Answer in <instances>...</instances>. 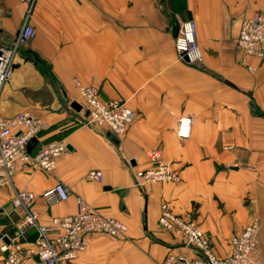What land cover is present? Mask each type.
<instances>
[{
  "label": "crops",
  "instance_id": "1",
  "mask_svg": "<svg viewBox=\"0 0 264 264\" xmlns=\"http://www.w3.org/2000/svg\"><path fill=\"white\" fill-rule=\"evenodd\" d=\"M26 7L0 0V41L19 33ZM264 13V0H37L29 24L34 37L20 45L0 93V115L29 111L47 129L28 144L35 154L63 141L51 174L17 164L12 185L0 188V247L22 222L15 191L32 192L38 221L75 214L78 200L127 226L125 237L92 235L86 250L60 264H161L168 256L190 260L174 232L158 227L160 206L199 226L213 253L227 257L230 239L255 220L257 246L249 264H264V63L242 55L235 39L243 19ZM196 25L200 65L174 49L177 27ZM79 86H93L104 101H121L136 113L117 144L83 125ZM75 102L80 111L71 108ZM180 117L192 118L190 137L176 136ZM158 149L178 181L134 185ZM99 171L102 180L87 179ZM63 183L69 197L47 205L41 193ZM26 239L36 238L33 229ZM32 249V245L26 246ZM5 254L0 250V264ZM22 264H38L33 256Z\"/></svg>",
  "mask_w": 264,
  "mask_h": 264
},
{
  "label": "built area",
  "instance_id": "2",
  "mask_svg": "<svg viewBox=\"0 0 264 264\" xmlns=\"http://www.w3.org/2000/svg\"><path fill=\"white\" fill-rule=\"evenodd\" d=\"M25 5L24 23L9 43L0 41V93L12 73L14 59L21 44L34 37V29L28 20L37 0H18ZM235 46L245 57L251 56L264 63V13L258 12L242 20ZM174 49L180 59L189 65H200L203 54L196 39V25L188 20L181 23L174 37ZM87 115L83 125L105 141L110 133L120 137L127 133L136 118V113L121 101H104L97 88L79 86ZM192 118L180 117L177 121L176 136L186 140L190 137ZM47 129L46 123L32 112L25 111L13 117L0 115V188L11 186L17 164L26 165L45 174H51L57 159L65 152L63 141L49 142L35 154L28 151V144ZM112 143V142H111ZM150 167L132 174L134 185L143 188L146 184L174 183L178 181L176 173L169 163L161 157L158 149L147 152ZM87 179L101 181L99 171H90ZM43 201L52 206L65 202L69 193L63 183H56L40 195ZM35 195L32 192L15 191L11 199L13 209H22V222L9 240L0 247L5 254L3 264H22L27 257L33 256L38 264H60L70 262L83 253L92 235H106L114 238L125 237L127 226L114 218L105 217L97 210L78 200L75 214L53 218L49 224L42 225L37 213L31 208ZM158 227L174 232L182 238L185 247L193 253L187 260L179 256H168L161 264H249L256 249L258 222L255 220L230 241V253L227 257H217L199 226L172 213L169 205L160 206ZM33 229L36 238L32 243L26 239V230ZM32 245V249L26 248Z\"/></svg>",
  "mask_w": 264,
  "mask_h": 264
},
{
  "label": "water",
  "instance_id": "3",
  "mask_svg": "<svg viewBox=\"0 0 264 264\" xmlns=\"http://www.w3.org/2000/svg\"><path fill=\"white\" fill-rule=\"evenodd\" d=\"M71 108H73L75 111H80L81 110V106L78 105L77 103L73 102L71 105ZM87 115V112H86ZM107 137L109 138V140L114 143L115 145L117 144V139L116 137H114L113 135H111L110 133L107 134Z\"/></svg>",
  "mask_w": 264,
  "mask_h": 264
},
{
  "label": "rangeland",
  "instance_id": "4",
  "mask_svg": "<svg viewBox=\"0 0 264 264\" xmlns=\"http://www.w3.org/2000/svg\"><path fill=\"white\" fill-rule=\"evenodd\" d=\"M244 230V229H243Z\"/></svg>",
  "mask_w": 264,
  "mask_h": 264
}]
</instances>
